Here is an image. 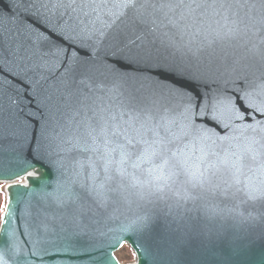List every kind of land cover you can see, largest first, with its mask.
Returning <instances> with one entry per match:
<instances>
[{
    "label": "snow or ice",
    "instance_id": "snow-or-ice-1",
    "mask_svg": "<svg viewBox=\"0 0 264 264\" xmlns=\"http://www.w3.org/2000/svg\"><path fill=\"white\" fill-rule=\"evenodd\" d=\"M13 8L9 14H0V76L5 66H11L43 90L48 119L41 138L47 141L57 166L69 173L65 184L48 194L56 214L35 224L34 245L68 237L81 246L88 244L81 237L90 232L93 209L74 186L94 193L92 199L100 207L108 204L107 199L97 198L101 194L112 193L118 199L137 188L129 161L156 143L151 121L160 117L174 122L162 115L166 111L180 112L185 127L192 126L197 113H207L203 123L211 126L224 119L246 121L253 134L245 156L234 167L248 166L250 156L251 163L264 168V0H14ZM65 14L79 22L75 34L59 23L33 31L13 19L18 22L20 16H28L51 23ZM82 17L89 22L84 24ZM216 18L217 23L225 22L224 27L209 31L205 25ZM54 35L56 41L51 40ZM221 66L243 74L249 87L230 96L218 89L197 93V111L193 112L194 101L182 82L211 79L210 74ZM147 81L168 87L170 95L180 100L179 106L162 105L153 93L143 91ZM19 134L12 106L0 108V142ZM33 151L38 154L40 146ZM130 166L137 167L134 162ZM216 177V172L201 173L184 182L197 194L215 195V189L239 199L247 205L242 211L238 206L233 209L241 218L249 209H264V186L240 188L233 181L224 189ZM10 178L15 177L0 173V179ZM16 191L12 190L13 196ZM171 191L173 186L166 184L137 195L141 200L146 196L163 200ZM178 196V204L195 198L189 190ZM11 216L9 210L6 235ZM146 222V217H140L125 230L138 231ZM111 247L115 250L119 241ZM109 260L115 264L113 257ZM0 264H7L4 250H0Z\"/></svg>",
    "mask_w": 264,
    "mask_h": 264
},
{
    "label": "water",
    "instance_id": "water-1",
    "mask_svg": "<svg viewBox=\"0 0 264 264\" xmlns=\"http://www.w3.org/2000/svg\"><path fill=\"white\" fill-rule=\"evenodd\" d=\"M13 5L14 0H0V14L14 11ZM13 19L18 26H27L33 31L43 29L45 24L51 28L59 23L75 34L73 30L78 31L79 24L69 20L67 14L62 19L53 18L51 23L28 16H20L18 22ZM218 19H210L205 27L209 31L223 28L225 22L217 23ZM82 20L84 24L89 22L88 17ZM57 39L55 35L51 37L52 41ZM101 71L111 76L103 68ZM210 75L211 79L182 82L194 101L193 112L197 111V93L207 94L211 89H218L230 96L249 87L243 74L227 72L223 66ZM142 90L153 93L162 105L178 107L180 104L178 98L170 95L168 87L158 82H144ZM44 104L43 90L32 85L28 75L5 66V74L0 76V108L12 106L14 126L20 133L0 142V173L15 177L0 179L6 196L0 223V250L6 252L7 264H111L109 256L115 259V264H123L116 253L124 246L131 247L136 257L127 264H264V209L259 206L249 209L241 218L233 209L238 206L242 211L247 205L239 199L215 189V195L197 194L192 185L184 182L201 173L216 172V181L224 189L233 181H237L240 188L264 186V168L251 163L250 156L248 166L234 167L235 162L245 156L253 134L252 129L245 126L246 121L224 119L211 126L203 123L207 113L194 115L191 127H185L178 111L162 113L174 122L160 117L151 121L156 143L129 161L128 170L135 174L137 188L125 191L118 199H113L112 193L101 194L97 198L107 199V207L96 204L92 199L94 193L74 186L81 200L93 209L89 214L90 232L81 237L88 241L86 246L76 243L74 237L34 245L35 224L56 214V206L48 194L55 193L69 178V173L57 166L47 141H42L41 131L48 119ZM124 119L129 117L125 115ZM37 145L40 151L34 154ZM133 162L136 168L130 166ZM84 178L87 179V172ZM94 182L98 185L100 178ZM166 184L172 185L173 191L163 200L156 196L141 200L137 195L149 187L156 191ZM13 189H17L15 196ZM186 190L192 191L195 198L178 204V194ZM9 210L12 216L6 235L5 217ZM140 217L147 218L144 228L125 230ZM117 241L119 247L113 250L111 245Z\"/></svg>",
    "mask_w": 264,
    "mask_h": 264
},
{
    "label": "trees",
    "instance_id": "trees-1",
    "mask_svg": "<svg viewBox=\"0 0 264 264\" xmlns=\"http://www.w3.org/2000/svg\"><path fill=\"white\" fill-rule=\"evenodd\" d=\"M3 188V185H0V189ZM6 201V196L4 195L3 190L0 191V223H1V216L4 210ZM116 258L120 260L121 263H130V261L135 260V255L131 247L124 246L119 252L116 253Z\"/></svg>",
    "mask_w": 264,
    "mask_h": 264
},
{
    "label": "rangeland",
    "instance_id": "rangeland-1",
    "mask_svg": "<svg viewBox=\"0 0 264 264\" xmlns=\"http://www.w3.org/2000/svg\"><path fill=\"white\" fill-rule=\"evenodd\" d=\"M2 190H3V192H4V186H3ZM4 195H5V193H4ZM135 259H136V258H135ZM133 261H135V260H133ZM133 261H130V262H133ZM123 264H127V263H123Z\"/></svg>",
    "mask_w": 264,
    "mask_h": 264
}]
</instances>
